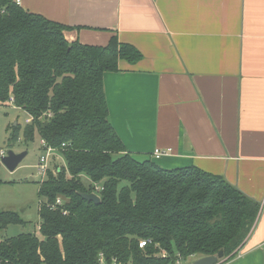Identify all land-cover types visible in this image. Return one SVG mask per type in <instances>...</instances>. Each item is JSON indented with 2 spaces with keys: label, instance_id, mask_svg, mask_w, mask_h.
<instances>
[{
  "label": "trees",
  "instance_id": "1",
  "mask_svg": "<svg viewBox=\"0 0 264 264\" xmlns=\"http://www.w3.org/2000/svg\"><path fill=\"white\" fill-rule=\"evenodd\" d=\"M66 28L0 0V103L12 98L31 118L24 138L37 131L65 161L39 183L38 234L1 236L0 264H98L99 254L118 264H174L218 251L232 258L260 203L219 175L127 153L108 119L102 77L142 54L115 36L106 45L69 42ZM57 197L63 203L51 207ZM23 223L0 210V232ZM140 240L151 242L140 248Z\"/></svg>",
  "mask_w": 264,
  "mask_h": 264
},
{
  "label": "crops",
  "instance_id": "2",
  "mask_svg": "<svg viewBox=\"0 0 264 264\" xmlns=\"http://www.w3.org/2000/svg\"><path fill=\"white\" fill-rule=\"evenodd\" d=\"M69 42L136 47L102 77L125 151L164 168L195 166L260 203L222 264H264V0H21ZM27 122L28 117H27ZM166 150L158 158L154 149ZM219 263V264H220Z\"/></svg>",
  "mask_w": 264,
  "mask_h": 264
},
{
  "label": "rangeland",
  "instance_id": "3",
  "mask_svg": "<svg viewBox=\"0 0 264 264\" xmlns=\"http://www.w3.org/2000/svg\"><path fill=\"white\" fill-rule=\"evenodd\" d=\"M28 115L12 104L0 103V152L4 155L8 150L18 153L26 151V155L13 171L8 170L1 162L0 155V210L18 213L25 221L23 224L8 225L0 238L23 232L38 234L39 226V183L46 174L38 168V158L43 153L41 139L34 131L32 140L24 138V130L30 123ZM65 166L63 156L58 150L48 152L47 168L55 172L56 167ZM193 257L180 259L174 264H191Z\"/></svg>",
  "mask_w": 264,
  "mask_h": 264
},
{
  "label": "water",
  "instance_id": "4",
  "mask_svg": "<svg viewBox=\"0 0 264 264\" xmlns=\"http://www.w3.org/2000/svg\"><path fill=\"white\" fill-rule=\"evenodd\" d=\"M25 155H26V151H21L16 153L13 150H8L5 155L1 156V162L5 165V167L8 170L13 171ZM79 195L87 201H92L94 203H99L100 201V197L93 192L91 193L79 192ZM222 259H223V253L222 251H218V253L215 255H208V256L196 258L193 260L191 264H217Z\"/></svg>",
  "mask_w": 264,
  "mask_h": 264
},
{
  "label": "built area",
  "instance_id": "5",
  "mask_svg": "<svg viewBox=\"0 0 264 264\" xmlns=\"http://www.w3.org/2000/svg\"><path fill=\"white\" fill-rule=\"evenodd\" d=\"M17 5L20 6V2L21 0H13ZM8 103L9 104H12L13 105V99L10 98L8 100ZM28 121H31V118H28ZM41 146L43 148V153L39 156L38 158V168L40 169L41 173L45 174L46 171L48 170L47 168V155H48V152H52L53 150H55L54 148L46 145L45 141L41 139ZM170 151V149H166V150H160L158 148L154 149L152 155L153 157L155 158H158L159 156H161L162 154L164 153H168ZM0 155H4V152H0ZM63 201H62V198L61 197H57L56 200H55V203L51 206V207H54V205H60L62 204ZM38 229H39V226H38ZM151 241L150 240H140L138 242V246L140 248H143L146 246V244H149ZM182 259L180 256L177 258L176 262L178 260ZM220 262H218L217 264H219ZM98 264H118L116 262V260H107L103 254H99V257H98ZM222 264V263H220Z\"/></svg>",
  "mask_w": 264,
  "mask_h": 264
}]
</instances>
